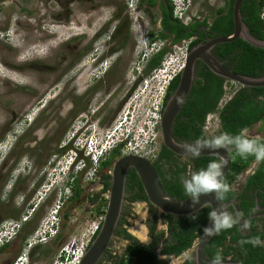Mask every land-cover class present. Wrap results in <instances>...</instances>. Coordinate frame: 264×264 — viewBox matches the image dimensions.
<instances>
[{
  "label": "rangeland",
  "instance_id": "rangeland-1",
  "mask_svg": "<svg viewBox=\"0 0 264 264\" xmlns=\"http://www.w3.org/2000/svg\"><path fill=\"white\" fill-rule=\"evenodd\" d=\"M130 3L132 0H4L0 6V220L25 217L40 196L34 220L50 211L58 193H45L51 184L65 181L62 171L70 161L69 157L60 161L65 154L61 146L79 127L81 133L96 125L92 130L101 136L122 123L131 124L130 128L144 135V141L151 135L147 129L152 121L147 120L150 115L155 118L149 109L159 102L153 100L157 85L144 90L132 69L145 38L156 33L153 21L157 16L153 9L132 10ZM196 3L199 5L192 6L193 13L204 7L201 1ZM211 3L212 9L219 6ZM204 10L197 14H204ZM117 14L121 16L119 24L124 19L130 22L129 39L125 40L122 31L113 38ZM186 54V44H178L166 55L164 65L172 61L171 67L177 69ZM111 55L113 61L107 59ZM92 112L94 116L83 126L81 118ZM25 116L32 125L25 122ZM263 122L256 125L261 127L259 132L253 130L250 135L264 137ZM158 147L148 149L144 157L150 158ZM251 167L236 178L232 185L235 191L240 190ZM92 179V172H83L78 183L82 196L72 205L66 202L62 209L70 211L60 230L64 239L57 245H37L31 264H54L66 243L76 242L78 247L90 235L92 206L86 199L90 191L99 189V185L90 184ZM135 221L130 227L133 232L139 224L138 218ZM21 235L0 252V264L15 260L31 240L32 236L23 243ZM123 248V242L112 245L117 255Z\"/></svg>",
  "mask_w": 264,
  "mask_h": 264
},
{
  "label": "trees",
  "instance_id": "trees-1",
  "mask_svg": "<svg viewBox=\"0 0 264 264\" xmlns=\"http://www.w3.org/2000/svg\"><path fill=\"white\" fill-rule=\"evenodd\" d=\"M155 1L156 0H140V3L153 6ZM232 1L233 0H231L228 8L218 11V15L215 17L212 25L210 26L213 37L228 36L231 34L233 30ZM263 5L264 0H261L259 3L254 2V4L249 8L250 17L246 15L245 8L243 7L241 8V16H243V21L249 29L250 34L254 38L264 41V25L260 18ZM224 11L226 12L224 13ZM115 16L117 19L121 18L118 14ZM181 22L182 21H178L173 18L172 6H170L169 15L162 19L161 30L156 33L157 35L155 33L149 34L151 42L160 40L165 42V45L146 61L144 66V75H148L153 70L158 69L165 56L172 50V47L185 43L186 49H191L192 46L198 42L197 39L189 41L190 38H193L194 32L199 30V27L207 26L206 19L196 20L195 23L193 22L188 25ZM118 27V31H115L113 38L122 31L124 32L125 40L129 39L130 22L127 21L125 27L122 22L118 25ZM200 36L203 37L204 33H200ZM125 43L126 41L121 42V46L119 47L123 48ZM242 48L246 49L243 54H240L242 57L240 59L235 58L234 54H236V50L240 52V49ZM250 51L264 55L263 49L255 48L241 39H237L231 43L218 44L216 49L213 51V55L223 61L224 59H227L230 54H233L232 63L234 68L233 70L231 69L233 72L250 78H259L261 76L260 66L258 68L256 67V71H246L252 66L251 63L253 62L249 59ZM226 64V67L229 68L228 63ZM258 64L260 65L261 62H258ZM194 77L195 79L192 83L187 100L175 120L176 124L178 123V127H176V129H172V135L176 141H178V138L180 137L187 139L190 142H194L195 139L204 136L202 131L204 120L206 115L212 112H218L219 117V127L212 136L219 135L221 132L237 134L242 128H248L249 132L254 130L253 133L255 134L259 132L258 130H260L261 127H256V125H258V123L262 120L264 121V86L259 88L239 86L234 96L221 110H218L219 103L223 100V98H225L224 86L229 82L214 75L205 65L201 66V69H199L197 73H194ZM178 81L179 75H177L170 82L165 93L163 106L166 99L173 93ZM190 103L199 105V114H195V112H197L196 108H193L194 111L188 108ZM181 114H184L187 117L186 121H182L180 119ZM118 155V149L113 150V152L100 163L99 171H109L112 167V163L116 158H118ZM172 156L173 153L161 145V152L158 154L157 160L153 164L161 186L170 198L179 200L189 198L185 195L183 185L180 182V177L185 176L186 167L177 166ZM231 156L232 161L230 167L224 175V181L230 185L231 191L226 194L225 199L221 202L226 203L230 200H235L238 210L243 212L246 218L254 213L253 209L255 206V197L259 200V206H264V162L258 164L254 173L248 177L242 191L237 192L232 188L233 183L242 172L249 168L255 158L248 157V159H242L235 156L234 153H231ZM216 159L218 158L215 156H205L192 159V171H198L202 168H206L209 162ZM164 163L169 165L167 171L160 169ZM108 179L109 174L102 176L103 192H106L109 189L110 183ZM79 180L80 178H73L70 185L71 196L64 202L63 205H65L66 202L67 206L72 205L82 196L83 190L79 188ZM126 182H137L136 174L134 172H130L126 178ZM74 186H76V190L73 188ZM130 188L131 186L129 185L126 188V192H129ZM256 191L257 193L255 194ZM97 199L98 195L88 198V201L92 204H96L93 209H90L92 217L100 216V214L103 213L102 208L106 206L107 203V201L103 198L101 201H98ZM31 208L32 207H30V209ZM209 212L210 207L201 209L198 214L199 217L195 221L189 219L190 215L182 217V228H175L176 230H173V235H176V238H178L179 241L181 240L180 238H182L185 242L181 245V247H179L176 254H179L182 250L192 246L193 241L200 237L208 222ZM230 212L235 213L231 208ZM69 213V210H65L64 212L63 210L61 211L63 219L62 225L68 221L70 216ZM34 218L31 221L26 222L22 227L21 236L23 243L35 232L38 222L41 219L34 220ZM250 223L251 229L247 235H242L238 227H234L230 230L222 231L219 235L210 238L206 244L204 255L211 260L215 257L217 251H221V255L224 259L231 258L239 261L241 264H264V243L255 247L251 244H244L241 246L239 243L242 239H251L253 237H259V239L264 242V226L262 229L258 227L257 218L251 219ZM63 239L64 236L62 234H58L57 237L51 241V243L57 245L60 244ZM4 247L0 250L3 251ZM38 250L39 249L35 247L32 250V253L37 252ZM125 253L131 256L130 259L132 262L130 264H168L167 261L160 259V257L153 251L136 243L135 245L129 247Z\"/></svg>",
  "mask_w": 264,
  "mask_h": 264
},
{
  "label": "clouds",
  "instance_id": "clouds-1",
  "mask_svg": "<svg viewBox=\"0 0 264 264\" xmlns=\"http://www.w3.org/2000/svg\"><path fill=\"white\" fill-rule=\"evenodd\" d=\"M190 2L191 0L189 2H186L184 0L183 2L186 15L189 9ZM118 21L119 19L116 18L115 22L117 23V26L119 24ZM145 40L146 43H144V46L146 45L145 47L146 49H149L151 47L154 48L157 47V50L154 52H150L149 56L144 60L141 59L142 49L139 50V56L137 57L139 58V61L138 63L135 62L133 64L132 74L134 76H137L138 80L140 78L141 81L140 84L143 86L144 90L151 85H157L156 91H158L160 88L164 90V96L162 97V104H161L162 106L161 111H162L163 100L165 99V93L167 91V88L170 82L177 75L173 77H169L168 79L161 81L159 84H157L156 80L151 79L144 87V80L150 78L149 76L154 71L153 70L148 75H144L145 63L153 54L157 53L165 45V42L160 40L151 42L149 38V34L147 38H145ZM187 51L188 50L186 49V52ZM108 58L109 60L113 61L114 55L107 57V59ZM165 58L159 68H164V67L169 68L170 69L168 73L169 75L172 74L171 71L173 70V67H171L172 61L170 62L169 65L167 64L164 65ZM230 83H234V82H230ZM154 88L155 86H153V89ZM142 93H144V91ZM176 99L178 103H180L182 100L181 97H177ZM156 105L154 104V106L150 108L154 110L155 108H157ZM94 114L95 112H92L91 114H89V117L84 116L81 118V123L83 122L84 124L83 126H85L87 122L91 120V117L94 116ZM215 114L216 112H212L207 114L205 117L202 131L204 133V136H206L207 138L201 136L195 139V141L192 143L183 142V141L175 143L176 148L182 150L181 156L184 159L198 158L202 155V152L205 150H210L212 152L217 153L216 155L218 159L209 162L206 168H202L198 171H192L187 176L180 177V182L183 185L184 193L187 197H189L191 201V206L193 208H195L196 205H201L202 196H212L214 194L215 200L220 202L224 200L226 194H228L231 191L230 185L224 181V172H223V169L228 165L229 160L219 155L218 150H224L227 153H234L235 156H238L242 159H248V157H254L255 162L257 164L264 162V137L250 135L248 128H242L237 134L221 132L219 135L212 136L216 131V129L219 127V117L218 115ZM150 117H149L150 120L154 119ZM160 118H161V112H160ZM148 121L149 120H147V122ZM25 122L31 124V122H29L27 118L25 119ZM206 123H209L212 126L211 134H208V132L204 128ZM146 124L149 125V123ZM95 126L96 125L91 124L86 128L84 132L81 133L80 131L82 127H79L78 130L76 131L77 133L75 132V135L72 138H70L67 141V143L61 146V149L63 152H65V154L60 159V161L64 160L66 157L70 158L68 164H65L64 171H62V175L65 177V181L63 183H60L59 185L56 184L55 186L51 184V188H49L47 193H45L51 195L54 191H57L58 193L57 200L62 202V206L59 209L58 213L56 214L59 218V227L55 235H49V233L47 234L48 240L44 243L53 241L57 237V235L60 234V230L63 222L61 211L63 209L64 202L71 196L70 185L72 183L73 178L75 177L81 178V174L83 172L84 175L85 172L86 174L92 172V176L94 178L95 174L99 170L100 163L103 162L108 157V155H110L113 152V150L119 148L122 151L121 153L122 156H126V155L140 156L149 160L150 162H152V164H154L155 162L153 161H156L155 159H157L155 158L157 151L154 154H152L150 158H146L144 156L147 154L148 149L154 148V146L158 144L162 145L159 124L157 128L158 135L156 136V138H154L152 134L149 135L148 136L149 140L151 138L154 139V141L150 140L149 142L147 141L148 140L147 137H146V141H144V135L140 136L136 130L130 128L131 124L125 126L122 125L121 123L118 127L115 126L110 132H108L107 134L106 133L101 134V136H97L95 134L96 131L92 130V128ZM215 127L217 128L215 129ZM147 131L150 132L149 127ZM130 146H135L136 148L142 147L144 148V152H141L140 154H136L134 152L123 153V151ZM40 197L37 203L33 204V207L29 210V212L27 211V215L25 217L19 220L7 219L2 222V224L0 225V230L4 231L5 233L3 234L4 235L3 242L0 244V249H2V247H4L5 245L11 244V242H13L16 239L17 235L21 232L22 227L25 225V223L34 218L36 207H38V205L41 203L42 200V198ZM48 198L49 197H47V199ZM200 207L201 209L206 207H211V211L208 213V219L210 221V225L203 229V237H202L203 239L212 238L214 236L219 235L222 231L230 230L234 227H238L242 235H244V233H248L251 229L250 217L245 218L243 212L236 211L235 213H232L228 211V209L221 203H219V207H215V208L210 202H206L202 204ZM50 211L39 220L37 228L43 219L45 220L51 216ZM253 211L256 210L253 209ZM198 214L199 211L197 210L192 215L189 216V219L193 221L197 220L199 217ZM36 230L34 234L36 233ZM34 234H32L31 236L33 237ZM44 243L38 241L35 244L28 247L27 246L29 244L28 242V244L23 247L21 254L10 264H13L17 259L19 261H22V264H31V258L33 254L32 250L37 245ZM239 243L241 246H243L244 244H251L255 247V246H260L264 242H262L259 239V237H253L251 239H242L239 241ZM187 259L198 261V250L195 249L192 250L188 254ZM224 261L225 260L221 255V251H217L215 257L210 260V264H224Z\"/></svg>",
  "mask_w": 264,
  "mask_h": 264
},
{
  "label": "water",
  "instance_id": "water-1",
  "mask_svg": "<svg viewBox=\"0 0 264 264\" xmlns=\"http://www.w3.org/2000/svg\"><path fill=\"white\" fill-rule=\"evenodd\" d=\"M242 1L243 0L234 1L232 8V21L234 29L230 35L215 37L214 39H211L204 44H199L187 51L185 65L179 74L178 84L171 96L165 101L159 121L161 141L162 145L175 155L181 156L182 150L176 148L175 146V143H178V141H176L172 135V128L178 113L185 104L190 93L194 80V66L197 60H200L210 72L218 77L223 78L225 81L234 82L241 87L259 88L264 86V77L250 78L239 75L225 67L222 62H220L211 52V49L215 45L221 43H231L237 39H241L255 48L264 50V41L258 40L251 36L248 32L247 26L242 20L240 12V5ZM177 97L182 98L180 103L177 102ZM216 154L217 153L210 150H205L202 152L200 157H217ZM218 154L229 160L228 165L223 169L225 175L230 167L232 156L231 153H227L224 150H218ZM129 169H133L137 175L148 202L163 213L175 217L188 216L197 210L200 211V206L206 202H210L214 208L219 207V203H221L228 209V211L230 208L233 209L234 212L239 211L235 200H230L226 203L221 201L218 202L215 200L214 194L212 196H202L201 205H196L195 208L191 206V201L189 198L180 200L170 198L164 192L152 162L136 155L122 156L114 163L112 167L109 189L106 193L107 206L100 228L92 242L87 247L79 264H97L105 250L108 248L109 243L113 239L115 227L117 226V222L121 213L126 176ZM256 208L257 210L259 209L257 203ZM257 216L258 215L253 214L249 217L251 220ZM209 225L210 221L208 219L206 227ZM246 234L247 233H244V235ZM202 237L203 232L200 236L198 245L195 247V250H198V261H195V264H210V260L204 255L206 244L210 238L203 239ZM224 260V264H241L239 261L231 258H226Z\"/></svg>",
  "mask_w": 264,
  "mask_h": 264
},
{
  "label": "flooded vegetation",
  "instance_id": "flooded-vegetation-1",
  "mask_svg": "<svg viewBox=\"0 0 264 264\" xmlns=\"http://www.w3.org/2000/svg\"><path fill=\"white\" fill-rule=\"evenodd\" d=\"M198 1H201V5L204 6L203 8H200L198 10L199 13L203 12V10L205 9L204 10L205 13L202 15H200V14L198 15L197 14L198 11H196L195 13H193L191 11L192 6H198L199 5L198 3H196ZM234 1L235 0H233L232 4H231L232 8H233ZM260 1L261 0H243L241 2V5H240V12H241V8L244 7L245 11H246V15L248 17H250L249 16V11H250L249 8L254 4V2L259 3ZM3 2H4V0H0V6L3 5ZM212 2L213 3H219V6L217 8L212 9L210 7V5H212L211 0H191V2L189 4L187 16L190 18V20L187 21L186 25L193 23V22L195 23L196 20H203V19L204 20L206 19V23H207L206 27H199V30L194 32L193 38H190L189 41H191L193 39L198 40V42L195 45H193L192 48L199 45V44H204L207 41L215 38V36L213 37V33L210 30V26L212 25L215 17L218 15V11L219 10H225V8H228L231 0H212ZM170 6H172L171 0H156L155 4L153 6L148 5V4H142V3H140V0H132V3L129 4L130 9H132V10H135V8L138 7V8L153 9L156 11L157 18L155 19V21H153L154 25L157 26V28L154 30V32H156V33L161 30L162 19L166 18L169 15ZM125 9H126V6H125ZM172 9H173V7H172ZM225 12L226 11H224V13ZM172 16L174 19L178 20L177 18L174 17L173 10H172ZM241 17H243V16H241ZM242 20H243V18H242ZM121 23H122V21H121ZM126 23L127 22H125V19H124V22H123L124 27L126 26ZM118 28L119 27L117 26L116 31H118ZM233 29H234V26H233ZM232 32H233V30H232ZM248 32H249V29H248ZM200 33H204V36L203 37L200 36ZM249 34H250V32H249ZM217 45H215L211 49L212 54H213V51L216 49ZM245 51H246L245 48L240 49V52L236 50V54H234V57L240 59L242 57L240 54L241 53L243 54ZM232 57H233V54H230V56L227 59H224L223 61L219 60L218 58L217 59L220 62H222V64L225 67L227 65L226 63H228V67L230 68V70L231 69L233 70L234 65L232 63ZM249 59L253 61L251 63L252 66L249 67L246 71L247 72H249L250 70L256 71L257 68L260 66L261 76L259 78L264 77V55L263 54L260 55L257 52L250 51ZM258 62H261V64L259 65ZM203 65L204 64L200 60H197L195 62V66H194V73H197L199 71V69H201V66H203ZM107 74H109V66L107 69ZM194 79H195V77H194ZM51 90H53V89H51ZM225 104L222 106V108L225 106ZM198 106L199 105L190 103L188 108H190L192 110H193V108H196L197 112H195V114H199L200 112H199ZM180 112H181V110H180ZM179 113H178V115H179ZM178 115H177V117H178ZM39 116H40V114L37 115V117H39ZM24 118L26 119V116ZM186 118L187 117L184 114L183 115L181 114L180 119L182 121L183 120L186 121ZM31 123L33 124V122H31ZM32 124H30V125H32ZM176 127H178V123L176 124V122H174L172 129H174V128L176 129ZM202 130H203V128H202ZM253 136H255V135H253ZM181 141L192 143V142L188 141L187 139H183V138L179 137L178 142H181ZM138 149L140 150V153L144 152V148H138ZM118 152H119L118 157L119 158L122 157V155H121L122 151L120 148L118 149ZM160 152H161V145L158 147L155 158L158 157V154ZM172 158L175 160V163L177 164V166L186 167L185 176H187L190 172H192V168H191L192 159H184L183 157L175 155V154H173ZM155 160H157V159H155ZM116 161H114L112 163V167ZM153 162H156V161H153ZM159 164H161V163H159ZM251 165H253V166L251 167ZM251 165L249 166L251 168L249 169V172L246 174V176L243 180L242 186L238 192L242 191L248 177L254 173L255 168L258 166V164L255 162V159ZM168 168H169V165L165 164V163L162 164V166L160 167V169L163 171H167ZM130 172H134V170L129 169L127 176ZM105 174H109L108 181L110 183V177H111L110 170H109V172H104V171L97 172L95 174L94 178L92 179V181L90 182V184L99 185V189L90 191L91 193L88 194L89 195L88 198H91V197L98 195V199H97L98 201H101L102 198L107 201L106 193L108 192V190L106 192H103V180H102V176ZM127 176H126V178H127ZM136 177H137V175H136ZM129 185L131 186V188L129 189V192H126V188ZM38 188L39 187H37V189ZM73 188H75V190H76V186H74ZM140 188L142 191L140 190ZM37 189L34 190L33 192L36 193ZM256 193H257V191L255 192V194ZM88 198H87V203L90 204L92 206L91 209H93L96 206V204L95 203L92 204L90 201H88ZM32 199H33V197H32ZM256 203H257V206L259 208L258 210L256 208ZM106 206H107V203H106ZM106 206H104L102 208L103 213H101L100 216H93V221H92L91 227L94 224V225H96L97 229H96L95 233L92 235V237L90 238V241L88 242V246L92 242L97 231L100 228V225H101V222H102L105 210H106ZM254 209L256 211H254L253 214L258 215L256 217L258 219V227L260 229H262V227L264 226V206H262V207L259 206V200L257 199V197H255ZM182 217H185V216L175 217V216L163 213L159 209L152 206L148 202L147 197L144 193V190H143L142 185H141L138 178H137V182H131V183L125 182L123 204H122V208H121L120 217H119V220L117 222V226L115 227L113 239L109 243L108 248L105 250L104 254L100 258V260L97 262V264H130L132 262L130 259L131 256L126 254L125 251L128 250V248L131 247L132 245H135V243L142 245V246H145L147 249H148L147 246H151V248L149 250L156 253L160 257V259L167 261L168 264H187V263L195 264V261L188 260L187 256L198 245L200 237L196 238L193 241L192 246L182 250L179 254H176L179 247H181V245L184 244V242H185L184 239H182V238H180L181 240L179 241L178 238H176V235L175 236L173 235V230L179 229L180 227L182 228V223H181V221L183 222ZM137 218L139 220V224H137L135 227V230H137V231L133 232L132 230H130V227L132 228L131 222L135 221ZM2 220H3V217L0 220V225L3 222ZM135 223H136V221H135ZM141 225H144V227H140ZM139 233L142 235L141 237H140ZM143 240H145V241H143ZM115 241L117 243L123 242V245H124L123 253L120 255H117L115 253V250L112 249V245ZM9 245L10 244L5 246L3 248V250L7 249L9 247ZM0 252H2V251L0 250ZM8 264H10V263L8 262Z\"/></svg>",
  "mask_w": 264,
  "mask_h": 264
},
{
  "label": "built area",
  "instance_id": "built-area-1",
  "mask_svg": "<svg viewBox=\"0 0 264 264\" xmlns=\"http://www.w3.org/2000/svg\"><path fill=\"white\" fill-rule=\"evenodd\" d=\"M185 1L189 2L190 0H185ZM183 2L184 0H171L172 6H173L174 17L182 21L184 24H186L187 21L190 20V18L185 13V7L183 5ZM260 18L264 24V5L260 13ZM145 47L146 45L142 49V54H141L142 60L146 59L149 56L150 52H154L157 50V47L155 48L151 47L149 49H146ZM183 68H184V63L183 65L179 66L177 69L173 68V70L171 71L172 74H169V75H168L169 70H170L169 68L164 67V68H159L157 70H154L149 76L150 78L144 80V87L151 79L156 80L157 84H159L161 81H164L168 79L169 77L178 75L182 71ZM229 84L230 85L228 87H224L225 88V98H223V100L219 103L218 110H221L222 106L232 98V96L235 94V92L238 89L235 83H229ZM154 93H155V97L153 100L159 101V103H157L156 105L157 108H155L153 111L149 109L150 114H152V116H155V118L153 120H149L148 122L149 123L150 121L154 122V124L151 122V129L149 130L152 136L156 138V136L158 135L157 128H158V124L160 121V112H161V107H162L161 104H162V97L164 96V90L160 88L158 91ZM215 115H218V112H216ZM204 128L208 132V134L212 133V126L209 123H206ZM130 152L140 154V150L136 148L135 146H130L123 151V153H130ZM61 206H62V202L57 200L55 204L52 206V209L50 211L51 216L41 221L40 225L38 226L36 230V233L29 241V244L27 245L28 247L35 244L38 241H41L43 243L46 242L48 240V236H47L48 233L49 235H55L57 233V230L59 227V218L56 214L58 213ZM91 228L92 229L90 231V235L87 237V239H85L82 243H80L78 247H76L77 246L76 242L74 243L70 242L66 244L65 246H63L57 254V259L55 261V264H79L81 258L83 257L88 247V242L90 241V238L92 237V235L95 233L97 229L96 225L94 224ZM4 233H5L4 231L0 230V244L3 242ZM13 264H22V261H19L17 259Z\"/></svg>",
  "mask_w": 264,
  "mask_h": 264
}]
</instances>
